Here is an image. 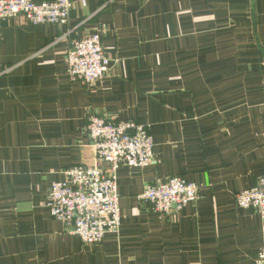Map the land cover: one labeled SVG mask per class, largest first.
I'll return each instance as SVG.
<instances>
[{
  "label": "crops",
  "instance_id": "1",
  "mask_svg": "<svg viewBox=\"0 0 264 264\" xmlns=\"http://www.w3.org/2000/svg\"><path fill=\"white\" fill-rule=\"evenodd\" d=\"M80 1L64 24L0 28V264H254L264 217L235 194L264 176V0ZM92 33L110 63L89 88L65 55ZM94 114L147 126L154 147L118 169L119 230L86 245L46 202L65 169L105 167ZM169 176L199 197L160 216L137 196Z\"/></svg>",
  "mask_w": 264,
  "mask_h": 264
},
{
  "label": "built area",
  "instance_id": "2",
  "mask_svg": "<svg viewBox=\"0 0 264 264\" xmlns=\"http://www.w3.org/2000/svg\"><path fill=\"white\" fill-rule=\"evenodd\" d=\"M80 5L85 6V0ZM71 8V0H0V28L9 21L64 24ZM71 46L65 55L69 79L93 87L106 74L110 63L100 35H86ZM86 131L96 158L105 167L78 164L65 169L62 180L51 182L46 206L51 216L64 223L84 244L96 245L106 234L119 230L118 169L146 167L152 160L154 146L147 126L133 121L113 122L94 114L88 119ZM198 197V186L178 176L147 184L137 196L160 216L175 213ZM235 201L239 207L253 209L264 217V176L236 193ZM253 263L264 264V247Z\"/></svg>",
  "mask_w": 264,
  "mask_h": 264
},
{
  "label": "trees",
  "instance_id": "3",
  "mask_svg": "<svg viewBox=\"0 0 264 264\" xmlns=\"http://www.w3.org/2000/svg\"><path fill=\"white\" fill-rule=\"evenodd\" d=\"M147 129H148V127H147ZM150 129H148V131H149ZM150 132V131H149Z\"/></svg>",
  "mask_w": 264,
  "mask_h": 264
}]
</instances>
